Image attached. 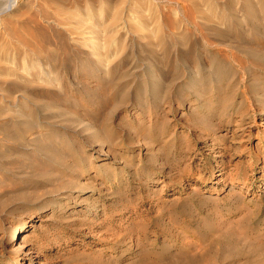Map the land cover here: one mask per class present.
<instances>
[{
	"label": "rangeland",
	"instance_id": "rangeland-1",
	"mask_svg": "<svg viewBox=\"0 0 264 264\" xmlns=\"http://www.w3.org/2000/svg\"><path fill=\"white\" fill-rule=\"evenodd\" d=\"M0 50V264H264V0H0Z\"/></svg>",
	"mask_w": 264,
	"mask_h": 264
},
{
	"label": "bare ground",
	"instance_id": "bare-ground-1",
	"mask_svg": "<svg viewBox=\"0 0 264 264\" xmlns=\"http://www.w3.org/2000/svg\"><path fill=\"white\" fill-rule=\"evenodd\" d=\"M59 1H60V0H59ZM191 2H192V1H191ZM198 2H199V1H198ZM8 4H9V3H8ZM189 4H190V3H189ZM59 5H60V4H59ZM134 5H135V4H134ZM62 6H63V5H62ZM4 7H5V5H4ZM61 9H63V8H61ZM203 10H204V9H203ZM139 12H141V11H139ZM149 12H150V11H149ZM60 13H63V12H60ZM69 13L71 14L70 11H69ZM150 13H151V12H150ZM63 14H64V13H63ZM70 14H69V15H70ZM136 14H137V13H136ZM140 14H141V13H140ZM65 15H66V12H65ZM137 15H139V14H137ZM72 16H73V15H72ZM142 16H143V14H142L140 17H142ZM211 16H212V15H211ZM211 16H210V17H211ZM210 17H209V19H211ZM212 17H213V16H212ZM75 18H76V17H75ZM75 18L72 17V19H75ZM142 18H143V17H142ZM142 18H138V19H141V20H142ZM77 19H78V18H77ZM132 19H133V18H132ZM114 20H115V19H114ZM136 20H137V19H136ZM143 20H144V18H143ZM207 20H208V18H207ZM82 21L84 22V20H82ZM157 21H158V20H157ZM208 21H209V20H208ZM208 21H207V22H208ZM210 21H211V20H210ZM76 22H77V20L75 21V25H76ZM85 22H86V20H85ZM85 22H84V23H85ZM211 22H212V21H211ZM79 23L81 24L82 22L79 21L78 24H79ZM139 23H140V22H139ZM209 23H210V22H209ZM212 23H213V22H212ZM212 23H211V24H212ZM147 24H148V23H147ZM147 24H146V22H141L139 25H137L138 28H137V26H136V29H134L135 27H133V28H132V29H133V30H132V34H133V33H134V34L139 33V34H137V35H138L137 37H138L139 39H142V40H147V39L155 38V37H156L155 35H156L157 33L154 32V33L152 34V31H151V30H150V31H151V34H149V35H142V33H141L142 31H141V30H144V28H145V26H147ZM217 24H218V23H217ZM217 24H216V25H217ZM79 26H80V25H79ZM150 26H151V25H150ZM165 27H166V26H165ZM75 29H76V27H75ZM145 29H146V28H145ZM149 29H150V28H149ZM156 30H157V32H158V29H156ZM220 30H221V29H220ZM140 31H141V32H140ZM147 31H148V30H147ZM150 31H149V32H150ZM210 31H211V30H210ZM218 31H219V30H218ZM149 32H148V33H149ZM213 32H214V31H213ZM219 32H220V31H219ZM83 33H84V32H83ZM130 33H131V32H130ZM161 33H162V32H161ZM91 34H92V33H91ZM218 34H219V33H218ZM150 35H151L152 37H150ZM158 35H159V33H158ZM180 35H181V34H180ZM80 37H81V36H80ZM160 38H162V37H160ZM112 39H113V38H112ZM160 40H161V39H160ZM155 41H157V40H155ZM155 41H154V42H155ZM164 41H165V39H164ZM164 41L161 40L160 42L163 43ZM88 42H89V41H88ZM91 42H92V41H90V43H91ZM148 44H149V43H148ZM166 44H167V43H166ZM91 45H94V44H91ZM149 45H150V44H149ZM160 46H161V45H160ZM91 47H92V46H91ZM156 47H158V46L156 45ZM154 49H156V48H154ZM240 49L242 50L243 48L241 47ZM2 50H3V48H2ZM94 50H95V49H94ZM249 50H252V49H249ZM243 51H244V50H243ZM252 51H253V50H252ZM0 52H1L3 55H5V53H4L3 51L0 50ZM93 52H94V51H92V54H93ZM152 52H153V51H152ZM256 52H257V51H256ZM153 53H154V52H153ZM260 53H261V51H260ZM6 54H7V53H6ZM254 55H255V54H254ZM0 56H1V55H0ZM252 56H253V55H252ZM5 57H7V56H5ZM2 58H3V57H2ZM0 61H1V60H0ZM2 63H3V62H2ZM2 63H0V64L3 65L4 63H3V64H2ZM97 63H98V62H97ZM101 64H102V63H101ZM6 66H7V64H6ZM103 66H104V65H103ZM103 66H102L101 68H103ZM4 67H5V66H4ZM104 69H105V68H104ZM6 72H7V71H6ZM13 73H14V72H13ZM3 74H4V73H3ZM5 74H6V73H5ZM8 75H9V74H8ZM23 75H24V74H23ZM7 82H8V81H7ZM13 82H14V81H13ZM3 84H4V83H3ZM200 93H201V92H200ZM194 96H195V94H194ZM199 96H200V95H199ZM16 232H17V231H16ZM16 232H15V233H16ZM19 232H20V229H19ZM19 232H18V233H19ZM28 254H31V252H29Z\"/></svg>",
	"mask_w": 264,
	"mask_h": 264
}]
</instances>
